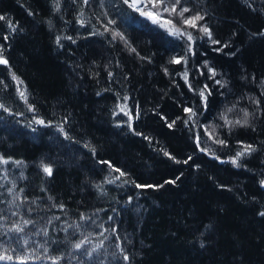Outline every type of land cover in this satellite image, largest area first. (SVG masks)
I'll list each match as a JSON object with an SVG mask.
<instances>
[{
	"label": "trees",
	"instance_id": "16d2710c",
	"mask_svg": "<svg viewBox=\"0 0 264 264\" xmlns=\"http://www.w3.org/2000/svg\"><path fill=\"white\" fill-rule=\"evenodd\" d=\"M131 4L0 0V264H264V0Z\"/></svg>",
	"mask_w": 264,
	"mask_h": 264
},
{
	"label": "snow or ice",
	"instance_id": "6c2138e0",
	"mask_svg": "<svg viewBox=\"0 0 264 264\" xmlns=\"http://www.w3.org/2000/svg\"><path fill=\"white\" fill-rule=\"evenodd\" d=\"M125 2L127 3L128 0H125ZM138 2H139V0H133V3H132L130 6L135 7L136 4H137ZM153 7H155V4H153ZM137 10H139V9H137ZM164 11H169V9H168V8H165ZM172 11H175V8H174V7H173ZM183 11H184V12H187L188 9H183ZM142 14H143V13H142ZM0 18H2V17H0ZM201 19H202V17L199 16V15H197V16L193 17L191 20H185L184 22H185L186 24H191L192 26H195V21H198V20H201ZM154 22H155V21H154ZM201 30H202L203 32H205L206 34H208L209 36L211 35V33L209 32V30H208L206 27H205V28H202ZM171 34H173V35L178 34V30L172 32ZM189 39H191V36H189ZM214 43H218V42L214 41ZM174 62L179 63L180 61L177 60V61H174ZM0 63H4V64H6L7 61L4 60V59H2V58H0ZM210 71H212V70L210 69ZM214 75H215V72L213 71V76H214ZM14 78H15V77H14ZM185 80H187V74H185ZM217 83H219V81H217ZM23 95H24V94L21 93V96H23ZM200 95H201L202 98H204V93H203V92H201ZM0 107H2V105H0ZM122 110H123V109H122ZM185 111H187V112H191V109H185ZM229 111H231V109H229ZM247 115H248V114L245 113V116H247ZM245 122H246V121H245ZM37 123H41V124H42L43 121H37ZM237 123H240V122L237 121ZM169 127H171V125H169ZM220 143H223V141H220ZM250 151H253V149L251 148V146H246L243 152H238V153L236 154V158H234V159L232 160V163H233L234 165H237V166H238V164H237V159H238L240 156L245 155L246 153H248V152H250ZM165 154L167 155V153H165ZM44 172H45L46 174H48V175H51V173H52V169H51L50 167L45 166V167H44ZM261 183L264 184V181H262ZM261 215H264V213H261ZM16 230H17V231H20L19 228H17ZM83 243H84V241H81L80 243L76 244L74 247L77 248V249H79ZM124 258L127 259L126 256H125ZM0 259H11V257H10V256H0Z\"/></svg>",
	"mask_w": 264,
	"mask_h": 264
},
{
	"label": "rangeland",
	"instance_id": "374dc122",
	"mask_svg": "<svg viewBox=\"0 0 264 264\" xmlns=\"http://www.w3.org/2000/svg\"><path fill=\"white\" fill-rule=\"evenodd\" d=\"M133 3V0H131ZM163 2V0H139V2L136 4V8L141 10V12L149 17V18H158L160 22L168 21L164 15H161V9L159 10L160 4ZM153 4H155V7H153ZM163 7L168 8V4L163 3ZM192 19V17L188 18L187 20ZM186 19H184L185 21Z\"/></svg>",
	"mask_w": 264,
	"mask_h": 264
},
{
	"label": "water",
	"instance_id": "95a60500",
	"mask_svg": "<svg viewBox=\"0 0 264 264\" xmlns=\"http://www.w3.org/2000/svg\"><path fill=\"white\" fill-rule=\"evenodd\" d=\"M1 58V57H0ZM2 59H4V58H2ZM5 60V59H4Z\"/></svg>",
	"mask_w": 264,
	"mask_h": 264
}]
</instances>
